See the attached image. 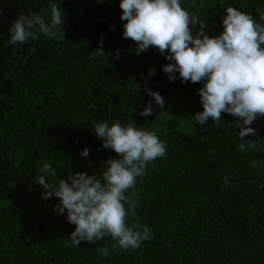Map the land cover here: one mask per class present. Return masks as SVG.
Segmentation results:
<instances>
[{"label":"trees","instance_id":"trees-1","mask_svg":"<svg viewBox=\"0 0 264 264\" xmlns=\"http://www.w3.org/2000/svg\"><path fill=\"white\" fill-rule=\"evenodd\" d=\"M120 2L0 0V264H264V117L251 125L258 135L245 138L256 141L247 151L238 147V118L221 113L220 123L198 125L203 84L169 81L163 66L170 61L154 46L137 54L122 36ZM180 2L209 36L223 31L229 6L264 24V0ZM52 3L64 14L66 23L58 26L64 38L41 34L7 44L21 14L34 12L50 23ZM101 37L105 54L93 58ZM145 89L163 97L162 112L153 102V115H139L153 99ZM105 120L134 122L166 145L165 156L150 162L126 192L137 204L126 225H146L152 234L134 251L110 236L72 246L75 225L53 210L57 198L42 199L45 190L35 181L50 163L57 175L46 182L71 171L95 173L103 183L104 162L118 158L92 130ZM84 148L88 157L80 155ZM98 248L109 255L102 258Z\"/></svg>","mask_w":264,"mask_h":264},{"label":"clouds","instance_id":"clouds-1","mask_svg":"<svg viewBox=\"0 0 264 264\" xmlns=\"http://www.w3.org/2000/svg\"><path fill=\"white\" fill-rule=\"evenodd\" d=\"M119 7L122 9L120 19L126 21L122 36L135 44L137 54L154 46L170 61L163 66L169 81L179 78L181 83L203 84L198 90L203 111L195 113L196 123L206 125L209 120L220 123L221 113L230 114L238 118L236 126L240 131L237 134L243 141L239 149L255 148L256 141L245 138L258 135L251 125L264 117V47H261L264 24L229 6L222 17L223 31L209 36L206 24L199 16L186 11L180 0H121ZM50 11V23L34 12L19 15L9 27L7 44L35 41L41 34L48 38L59 34L64 38V31H58V26L66 23L61 7L52 3ZM260 18L264 20V12ZM197 25L198 30L194 32ZM99 44L92 52L93 58L105 54L103 37ZM116 58H119L118 53ZM155 73L154 67L149 70V75ZM145 91L153 99L139 115H153V102L162 112L165 109L163 97L156 91ZM92 130L101 139L102 147L114 150L118 157L104 162L107 168L103 172V183L95 173L71 171L66 178L46 182L49 175H57L50 163L43 164L35 181L45 190L41 193L42 199L57 198L59 203L53 210L57 214L66 213L67 222L75 225L69 237L72 246L79 247L81 241L95 244L110 236L120 248L134 251L141 242L150 240L152 234L146 225H126V217L134 215L137 208L126 192L135 188L136 178L145 173L150 162L165 156L166 145L154 132L139 129L134 122L126 127L119 122L109 126L105 120L95 124ZM80 155L88 157L89 150L84 148ZM97 251L102 258L109 255L107 248Z\"/></svg>","mask_w":264,"mask_h":264}]
</instances>
